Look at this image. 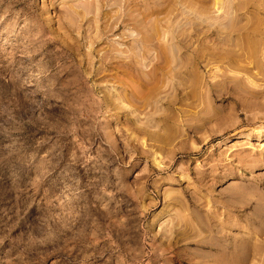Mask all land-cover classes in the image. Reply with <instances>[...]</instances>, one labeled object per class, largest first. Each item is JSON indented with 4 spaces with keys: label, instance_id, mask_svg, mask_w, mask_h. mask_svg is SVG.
I'll return each instance as SVG.
<instances>
[{
    "label": "rangeland",
    "instance_id": "rangeland-1",
    "mask_svg": "<svg viewBox=\"0 0 264 264\" xmlns=\"http://www.w3.org/2000/svg\"><path fill=\"white\" fill-rule=\"evenodd\" d=\"M0 264H264V0H0Z\"/></svg>",
    "mask_w": 264,
    "mask_h": 264
}]
</instances>
